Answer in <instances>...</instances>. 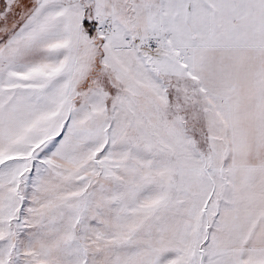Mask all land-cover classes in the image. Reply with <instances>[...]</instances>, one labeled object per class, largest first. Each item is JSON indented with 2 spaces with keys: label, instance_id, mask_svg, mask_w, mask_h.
<instances>
[{
  "label": "snow or ice",
  "instance_id": "6c2138e0",
  "mask_svg": "<svg viewBox=\"0 0 264 264\" xmlns=\"http://www.w3.org/2000/svg\"><path fill=\"white\" fill-rule=\"evenodd\" d=\"M0 264H264V0H0Z\"/></svg>",
  "mask_w": 264,
  "mask_h": 264
}]
</instances>
